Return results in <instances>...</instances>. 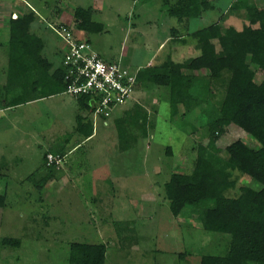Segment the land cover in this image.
Here are the masks:
<instances>
[{
    "label": "rangeland",
    "instance_id": "rangeland-1",
    "mask_svg": "<svg viewBox=\"0 0 264 264\" xmlns=\"http://www.w3.org/2000/svg\"><path fill=\"white\" fill-rule=\"evenodd\" d=\"M210 1L213 10L179 24L166 14L163 0H0V93L7 64V21L12 13H24L26 4L36 13L32 32L44 39V55L55 67L61 63L65 44L54 27L65 25L77 38L89 41L104 60L122 58V64L135 71L148 63L160 65L168 55L178 63L196 57L199 52L188 33L226 18L233 0ZM255 3L264 7V0ZM76 7H90L93 20L103 25L102 32L78 30L73 20ZM244 25L243 17L230 15L222 29L241 30ZM172 28L186 38L185 43H173ZM160 43L164 48L159 49ZM263 79L264 73L257 71L255 80ZM222 97L216 88L212 104L218 105ZM166 98L165 88L135 89L132 99L112 110L107 125L95 119L94 134L85 141L75 129L76 116L86 113L68 95L12 108L0 103V195L5 197V208L0 209V264H67L72 242L105 244V264H199L203 255H223L228 235L203 231L197 211L185 209L174 218L163 197L170 175L190 173L197 145L208 142L198 109L182 117L184 109L179 106V114L171 118ZM133 104L147 110L148 128L154 127L147 138L121 151L115 122ZM89 117L93 122V115ZM237 140L258 146L244 131L229 125L216 147L223 155ZM166 147L172 156L166 154ZM47 152L65 156L56 165L58 179L38 190L33 183L47 173ZM234 176L236 190L229 196L241 186L259 189L252 179ZM2 238L18 239L20 246L4 247Z\"/></svg>",
    "mask_w": 264,
    "mask_h": 264
},
{
    "label": "trees",
    "instance_id": "trees-1",
    "mask_svg": "<svg viewBox=\"0 0 264 264\" xmlns=\"http://www.w3.org/2000/svg\"><path fill=\"white\" fill-rule=\"evenodd\" d=\"M255 1L233 0L229 5L227 17H243L247 23L241 30L234 27L223 30L222 23L227 17L221 16L217 22L188 33L199 52L196 57L178 63L168 55L160 65H147L136 72V90L149 86L165 88L171 118L179 114L178 108L182 106V117L198 109L205 119L208 142L197 145L190 173H172L163 185V197L174 218L185 209L197 211L203 231L229 237L223 255H203L199 264H264V79L255 80L257 71L264 73V7H258ZM163 4L166 14L179 24H187L214 9L210 0H174L173 3L163 0ZM33 12L26 4L24 13H12L7 21V64L0 93V103L5 108L60 95L66 89L61 63L55 67L44 56V39L31 31L36 19ZM73 20L76 28L86 34L103 30V25L93 20L90 7H76ZM171 34L173 43H185L186 38L176 34L175 29H171ZM216 88L223 97L218 105H213L211 99ZM74 100L78 109L86 113L76 116L75 129L85 141L94 131L89 117L93 107L89 97ZM202 105L206 108L202 109ZM148 123L149 114L139 104L126 110L124 117L115 122L119 149L127 151L137 139L147 138L148 130L154 127L152 124L148 128ZM229 125L244 131L258 146L251 148L237 140L221 155L216 142ZM166 154L172 156L171 148L166 147ZM46 155L47 173L34 181L36 184L32 182L38 190L58 179L56 175L60 172L58 166L47 165ZM55 156L63 159L65 155ZM235 173L252 179L259 189L241 186L235 196H229L230 191L236 190ZM3 208L5 197L0 195V209ZM1 245L17 248L20 240L2 238ZM106 253L103 243L72 242L68 245L67 264H105Z\"/></svg>",
    "mask_w": 264,
    "mask_h": 264
},
{
    "label": "built area",
    "instance_id": "built-area-1",
    "mask_svg": "<svg viewBox=\"0 0 264 264\" xmlns=\"http://www.w3.org/2000/svg\"><path fill=\"white\" fill-rule=\"evenodd\" d=\"M65 44L61 65L65 70L66 89L64 95L74 99L89 97L95 119L107 125L106 119L113 109L126 104L135 93L137 70L133 71L120 61L106 62L95 53L87 41L75 36L65 25L54 27ZM47 165H57L62 159L50 153L46 155Z\"/></svg>",
    "mask_w": 264,
    "mask_h": 264
},
{
    "label": "crops",
    "instance_id": "crops-1",
    "mask_svg": "<svg viewBox=\"0 0 264 264\" xmlns=\"http://www.w3.org/2000/svg\"><path fill=\"white\" fill-rule=\"evenodd\" d=\"M29 6H30V5H29ZM32 9H33V8H32ZM33 10H34V9H33ZM35 15H36V13H35ZM35 22H36V19H35V21H34V22L32 23V25H31V31H32V29H33L32 27H33V24H34ZM42 29H44V31H45L46 28L43 27ZM40 37H41V36H40ZM161 47L164 48V45H163L162 43L159 44V49H160ZM97 54L101 57V55H100L99 53H97ZM44 56H45V55H44ZM47 58H48V57H47ZM118 61H120V62L122 63V58H119ZM147 65H149V63H148ZM147 65H146V66H147ZM93 134H94V131H93ZM92 136H93V135H92ZM92 136H91V137H92ZM73 149H74V148H73ZM73 149H72V150H73ZM72 150H71V151H72ZM69 152H70V151H69Z\"/></svg>",
    "mask_w": 264,
    "mask_h": 264
}]
</instances>
